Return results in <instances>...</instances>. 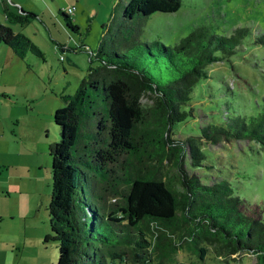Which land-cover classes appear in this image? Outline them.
<instances>
[{
  "label": "trees",
  "instance_id": "obj_1",
  "mask_svg": "<svg viewBox=\"0 0 264 264\" xmlns=\"http://www.w3.org/2000/svg\"><path fill=\"white\" fill-rule=\"evenodd\" d=\"M180 3L124 0L122 16L146 17ZM0 12L20 26L36 16L5 1ZM56 12L77 28L67 12L59 7ZM107 31L90 49L86 75L73 95L62 96L65 103L52 110L58 136L47 144L50 191L43 238L55 241V264H120L127 257L134 264H162L154 255L172 257L183 243L200 261L178 264H203L208 244L215 252H252L256 264H264V218L247 213L245 199L227 179L201 180L188 171L206 159L202 138H248L263 148L264 107L246 114L226 105L229 87L220 82L225 109L194 124L195 131L177 133L194 117L191 100L203 88L216 89L211 81L218 72L209 66L241 48L247 33L253 34L251 42L264 41V33L246 24L217 33L200 23L172 44L143 41L128 52L108 46ZM0 43L16 54L27 48L41 55L26 35L2 23ZM84 47L81 42L73 48ZM92 89L105 103L103 115L94 111V122L85 105Z\"/></svg>",
  "mask_w": 264,
  "mask_h": 264
},
{
  "label": "rangeland",
  "instance_id": "obj_2",
  "mask_svg": "<svg viewBox=\"0 0 264 264\" xmlns=\"http://www.w3.org/2000/svg\"><path fill=\"white\" fill-rule=\"evenodd\" d=\"M46 1L50 11L41 14L42 24L30 20L20 26L3 19L0 12V23L8 25L13 31H21L41 51L38 56L26 48L16 54L9 46L0 43V124H10L21 141L28 142L35 136L37 150L42 148L45 160L42 169L48 184L43 189L48 195L50 157L47 144L58 136L52 110L65 103L62 96L73 95L77 89L90 64L88 53L90 49H96L107 27L106 44L128 52H136L143 41L152 45L154 40L172 44L200 23H205L217 33L228 34L240 24L249 25L253 33H264V0H181L175 10L154 11L146 17L135 15L133 18L122 16L124 0H60V8H67L66 4L73 5V10L68 14L77 28L66 25L54 4ZM111 37H114L113 41H110ZM252 38L253 34L247 33L241 48L209 66L218 72V80L211 81L217 83L216 89L210 93L203 88L199 98L191 100L195 108L194 117L188 118L186 126L177 133L184 135L195 131L194 124L213 119L217 116L213 114L222 112L225 100L220 82L229 87L225 90L226 105L246 114H254L264 107V41L251 42ZM81 42L85 44L84 48H73ZM196 87L194 91L198 92ZM89 94V101L85 105H88L89 121L94 122V111L103 115L105 103L98 90L92 89ZM146 98L143 96V99ZM200 114L202 116L199 117ZM175 126L178 128V124ZM200 141L205 146L206 159L197 166L189 165L188 171L196 173L201 180L227 179L245 199L247 213L259 214L264 218V147H258L248 138H221L209 142L202 138ZM20 196L31 201L28 212L19 216L21 230V219L24 221V244L20 248L11 246L7 252L1 249L0 262L55 264V241L43 238L48 232L47 201L43 199L39 202L38 193L10 192L8 195L0 194V205L12 206ZM207 247L203 264H256V256L252 252L224 253L215 252L211 244ZM157 259L162 264L200 261L197 253L186 243L172 257L156 254L154 260ZM120 264L134 263L127 257Z\"/></svg>",
  "mask_w": 264,
  "mask_h": 264
},
{
  "label": "crops",
  "instance_id": "obj_3",
  "mask_svg": "<svg viewBox=\"0 0 264 264\" xmlns=\"http://www.w3.org/2000/svg\"><path fill=\"white\" fill-rule=\"evenodd\" d=\"M4 1L11 7H19L22 10L33 12L36 16L31 20L41 24V14L50 11V6L46 0H0V5ZM50 1L54 4L55 9L60 8L62 3L60 0ZM2 17L5 19L3 15ZM3 95L6 94L3 92ZM3 126L0 124V194L8 195L10 192L19 194L38 193L39 202L43 199L48 201V193L43 189L48 184L46 174L42 169L45 160L42 148L40 151L37 150L35 136L28 142L21 141L19 140L20 136L14 134L10 124L4 122ZM24 197L20 196L12 206L0 205V250H6L4 252L9 251L11 246L20 248L24 244V221L22 218L23 227L21 230L19 216L27 213L29 205H31L29 198ZM0 264L10 263L0 262Z\"/></svg>",
  "mask_w": 264,
  "mask_h": 264
},
{
  "label": "built area",
  "instance_id": "obj_4",
  "mask_svg": "<svg viewBox=\"0 0 264 264\" xmlns=\"http://www.w3.org/2000/svg\"><path fill=\"white\" fill-rule=\"evenodd\" d=\"M63 10L68 13L69 11L73 10V5L72 6H67V8H63Z\"/></svg>",
  "mask_w": 264,
  "mask_h": 264
}]
</instances>
